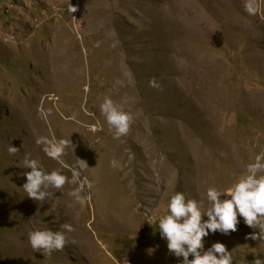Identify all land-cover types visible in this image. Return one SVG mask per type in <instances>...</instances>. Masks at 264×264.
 Segmentation results:
<instances>
[{
  "label": "rangeland",
  "instance_id": "rangeland-1",
  "mask_svg": "<svg viewBox=\"0 0 264 264\" xmlns=\"http://www.w3.org/2000/svg\"><path fill=\"white\" fill-rule=\"evenodd\" d=\"M77 1L70 13L69 0H0V264H180L158 232L169 197L227 188L264 150V0L254 16L243 0ZM106 96L134 117L120 139L99 110ZM40 136L69 141V167ZM25 153L68 177L87 163L91 200L81 207L69 184L28 198ZM36 229L68 243L44 257L28 243ZM254 231L241 220L205 248L219 241L233 264L264 261Z\"/></svg>",
  "mask_w": 264,
  "mask_h": 264
},
{
  "label": "clouds",
  "instance_id": "clouds-1",
  "mask_svg": "<svg viewBox=\"0 0 264 264\" xmlns=\"http://www.w3.org/2000/svg\"><path fill=\"white\" fill-rule=\"evenodd\" d=\"M260 3L261 0H243L244 11L249 16L257 15L260 12ZM68 11L75 13L77 8L69 3ZM149 86L159 87L155 78L149 80ZM99 110L114 139H120L129 133L134 117L123 105L106 96ZM89 127L93 132L97 130L95 124ZM35 142L42 146L41 150L48 158L63 167H69L62 159L66 155L68 140L40 136ZM6 151L15 155L20 149L11 144ZM110 163L113 168L118 167L117 160ZM22 164L28 169L23 173L26 182L22 186L28 198L35 201L49 200L55 192L69 184L76 187L68 195L81 207L91 200V182L86 175H82L88 168L87 163L81 162L72 166L71 177L59 169L46 171L41 162L30 158L28 153L24 154ZM205 198H188L184 192H174L167 201V213L158 220L160 237L166 240L167 248L173 256L182 258L180 264H233L232 251H228L223 243L217 241L205 248L204 241L210 234L231 235L238 230L241 220L246 226L258 229V232L251 234V239L264 244V150L255 154L246 165V171L229 187H207ZM145 216L148 224L156 220L148 212H145ZM61 228L67 232L73 231L68 224L61 225ZM65 231L36 229L28 233V243L34 252H40L44 257L51 256L55 251H62L68 243ZM253 264H264V261L255 259Z\"/></svg>",
  "mask_w": 264,
  "mask_h": 264
},
{
  "label": "built area",
  "instance_id": "built-area-1",
  "mask_svg": "<svg viewBox=\"0 0 264 264\" xmlns=\"http://www.w3.org/2000/svg\"><path fill=\"white\" fill-rule=\"evenodd\" d=\"M69 2L71 3V5L72 6H74V7H76L77 6V3H78V1L77 0H69ZM25 5H29V2L28 1H26L25 2Z\"/></svg>",
  "mask_w": 264,
  "mask_h": 264
}]
</instances>
